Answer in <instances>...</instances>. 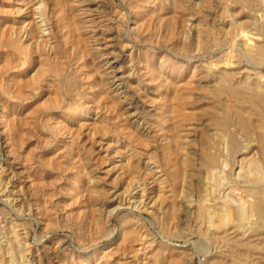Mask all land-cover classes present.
I'll return each mask as SVG.
<instances>
[{"label": "rangeland", "instance_id": "obj_1", "mask_svg": "<svg viewBox=\"0 0 264 264\" xmlns=\"http://www.w3.org/2000/svg\"><path fill=\"white\" fill-rule=\"evenodd\" d=\"M0 264H264V0H0Z\"/></svg>", "mask_w": 264, "mask_h": 264}, {"label": "bare ground", "instance_id": "obj_2", "mask_svg": "<svg viewBox=\"0 0 264 264\" xmlns=\"http://www.w3.org/2000/svg\"><path fill=\"white\" fill-rule=\"evenodd\" d=\"M210 213H211V212H210ZM224 216H225V218H226V217H227V214H226V215L224 214ZM225 218H224V219H225ZM240 245H241V244H240ZM244 245H245V244H244Z\"/></svg>", "mask_w": 264, "mask_h": 264}]
</instances>
